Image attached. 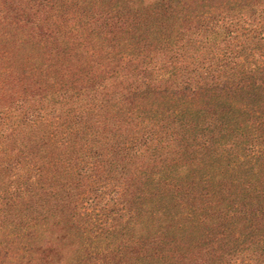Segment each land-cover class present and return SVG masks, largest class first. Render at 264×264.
<instances>
[{"label": "trees", "instance_id": "16d2710c", "mask_svg": "<svg viewBox=\"0 0 264 264\" xmlns=\"http://www.w3.org/2000/svg\"><path fill=\"white\" fill-rule=\"evenodd\" d=\"M0 264H264V0H0Z\"/></svg>", "mask_w": 264, "mask_h": 264}, {"label": "rangeland", "instance_id": "374dc122", "mask_svg": "<svg viewBox=\"0 0 264 264\" xmlns=\"http://www.w3.org/2000/svg\"><path fill=\"white\" fill-rule=\"evenodd\" d=\"M87 161H89L90 164L91 163L93 164L94 162H97L98 164H100L99 158H95V157L88 158L86 160H83L82 162H87ZM112 181L108 180L105 183L106 187H108V189H106L105 191L108 192L109 195H108V197L106 196L105 200L103 201V203L106 205V208H107L106 212L107 213L109 212V214L114 213L117 208L122 207L121 203H117L116 201H114L115 199L118 198V194H116V191H117V188L119 187V185H117L116 181H113V182ZM112 184H115L116 187L110 186ZM97 191H99V189H97ZM112 196H113V198H112ZM83 206H87L86 203H84Z\"/></svg>", "mask_w": 264, "mask_h": 264}]
</instances>
